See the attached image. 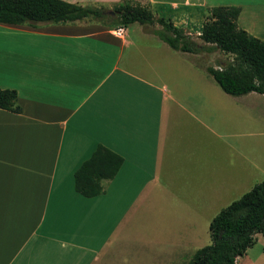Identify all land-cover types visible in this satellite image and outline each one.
<instances>
[{
    "label": "crops",
    "instance_id": "crops-1",
    "mask_svg": "<svg viewBox=\"0 0 264 264\" xmlns=\"http://www.w3.org/2000/svg\"><path fill=\"white\" fill-rule=\"evenodd\" d=\"M65 1L146 6L193 35L212 7L238 6V26L264 40V0ZM135 24L117 36L94 17L0 23L24 43L0 50V87L15 89L21 107L0 108V264H149L151 244L168 264L176 253L134 222L150 201L172 209L179 232H194L214 201L264 181V94L225 92L209 82L203 52L176 50ZM248 114L257 159H219L235 148L220 127ZM99 145L123 163L87 197L74 174Z\"/></svg>",
    "mask_w": 264,
    "mask_h": 264
},
{
    "label": "trees",
    "instance_id": "trees-1",
    "mask_svg": "<svg viewBox=\"0 0 264 264\" xmlns=\"http://www.w3.org/2000/svg\"><path fill=\"white\" fill-rule=\"evenodd\" d=\"M241 8L214 6L203 23L201 33L193 35L150 8L125 3L112 9L81 6L65 0H0V23H61L94 17L117 27L139 22L158 23L160 28L148 29L176 50L200 53L220 50L234 55V63L206 70L221 88L232 95L250 91L264 94V40L238 26ZM199 38L202 42L198 41ZM15 89L0 87V108L20 112ZM123 157L99 145L75 171L76 190L93 197L104 191L103 179H112L119 171ZM211 242L196 250L188 264H237L264 235V181L256 183L240 198L232 201L214 216L210 223Z\"/></svg>",
    "mask_w": 264,
    "mask_h": 264
},
{
    "label": "rangeland",
    "instance_id": "rangeland-1",
    "mask_svg": "<svg viewBox=\"0 0 264 264\" xmlns=\"http://www.w3.org/2000/svg\"><path fill=\"white\" fill-rule=\"evenodd\" d=\"M206 18H204L205 20ZM139 24L132 23L127 27L129 29H136ZM125 26V25H124ZM160 28V24H148L147 28L154 29ZM116 28V26H115ZM197 35L194 34V36ZM20 36H15L13 30H9L3 27H0V50L8 47L21 46L24 43L19 39ZM196 37V36H195ZM200 42H202L199 39ZM216 54L208 51H204L200 58V62L204 65L215 66L214 64H218L222 59L227 61L228 64L234 63V55L230 53L221 52L220 50H215ZM209 54V55H208ZM216 67V66H215ZM213 78L209 73V82H213ZM251 115L248 114L247 120L240 124H232L220 127V131L223 134V137L226 138L231 146H235L234 149L230 148L228 151L222 152V155L219 159L223 161L232 160L234 158H239V161H245L246 163L250 161H254L257 159L256 153L254 152V144L256 145V140L250 134L252 131L251 121H249ZM243 154V155H242ZM264 155V154H263ZM264 158V157H263ZM218 159V157H216ZM257 183H247L245 191H249L252 187ZM259 183V182H258ZM242 193L232 194L233 198H239ZM225 196L223 199L218 201H214L212 205L209 207V215L205 217H197L198 218V226L194 232H185L181 233L178 231V224L176 217L172 215V209L169 206H163L164 203L157 201H150L152 203V207L149 212L144 213L143 217L139 220H135V223H143L142 228L144 229V233L148 240H154L155 238H159V241H162L163 244L168 245L170 248L165 247V251L173 250L176 253V259L172 258L171 262L168 264H188L194 253L200 247L207 245L211 242V234H210V223L211 220L216 216L219 211L229 205L233 199ZM236 200V199H235ZM234 201V200H233ZM207 217L209 219H207ZM158 225V226H155ZM181 234L192 236L193 241L184 242L185 240L181 238ZM154 236V237H153ZM257 240L255 244L248 248L247 253L237 259V264H258L261 258H264V235L261 233H257ZM184 245L182 247H175L178 245ZM162 247V245H161ZM156 248L151 244L149 247V264H159L162 263V259L157 260V255L154 253ZM178 252L179 255L177 254ZM170 261V260H169Z\"/></svg>",
    "mask_w": 264,
    "mask_h": 264
},
{
    "label": "built area",
    "instance_id": "built-area-1",
    "mask_svg": "<svg viewBox=\"0 0 264 264\" xmlns=\"http://www.w3.org/2000/svg\"><path fill=\"white\" fill-rule=\"evenodd\" d=\"M114 32H115V34H116L117 36H123L124 33H125V26H124V25H119V26H117V27L114 29ZM200 33H201V31L198 32L197 35H199Z\"/></svg>",
    "mask_w": 264,
    "mask_h": 264
}]
</instances>
